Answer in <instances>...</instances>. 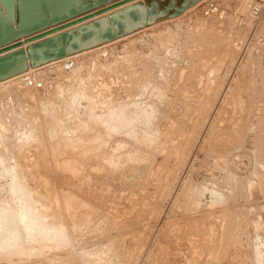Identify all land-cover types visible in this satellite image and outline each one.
Returning a JSON list of instances; mask_svg holds the SVG:
<instances>
[{
    "label": "rangeland",
    "instance_id": "rangeland-1",
    "mask_svg": "<svg viewBox=\"0 0 264 264\" xmlns=\"http://www.w3.org/2000/svg\"><path fill=\"white\" fill-rule=\"evenodd\" d=\"M153 25L0 80V220L30 212L0 264H264V0H203ZM122 108L150 116L134 136L112 130Z\"/></svg>",
    "mask_w": 264,
    "mask_h": 264
},
{
    "label": "bare ground",
    "instance_id": "bare-ground-1",
    "mask_svg": "<svg viewBox=\"0 0 264 264\" xmlns=\"http://www.w3.org/2000/svg\"><path fill=\"white\" fill-rule=\"evenodd\" d=\"M203 0H0V40L6 39L7 36L9 35H15V33H18L20 28L22 29H34V28H42L46 25L47 22L50 21H54V20H61L67 17H71L77 13L86 11L88 9H91L93 7L96 6H100L106 2H109L110 4L107 5V8L103 9L101 11V13L96 12L95 14H93V16H91L90 18H87L86 20H83L81 22H78L76 24L71 25L70 27L54 33L52 35H49L47 37H44L42 39H40L39 41H36L30 45H26L24 47H20V48H16V49H12L10 51H7L5 53H2L0 55V80L1 79H9V77H14L16 75L22 74L26 71L29 70V68L32 67H36L39 66V62L45 61L47 60L49 57H51V55H57V53L63 51L65 57L74 55V50L77 49L78 51H82L85 49H90V48H94L99 46L100 44L106 42L109 38L113 37V36H117L120 34H129L132 33L134 31L143 29V28H148V26H151L153 24L159 23V21H163L166 19H173V18H177L179 16H181L183 13H185L186 11H188L189 9H191L192 7L196 6L198 3H200ZM119 3V4H117ZM116 4V5H115ZM13 11H15V16L13 15ZM184 16V15H183ZM170 22V21H169ZM171 23V22H170ZM173 23V22H172ZM19 24H21V27L19 28ZM166 24V23H165ZM162 24H160L161 26ZM154 26V25H153ZM169 28V27H168ZM161 29V28H160ZM166 30V29H165ZM29 31V30H28ZM150 31V30H149ZM148 32V31H147ZM158 33V32H157ZM163 34V33H162ZM154 36V35H153ZM163 36V35H162ZM166 36V35H165ZM140 37V36H139ZM141 38V37H140ZM157 39V38H156ZM138 43V42H136ZM39 44L38 47H36L35 45ZM111 44V43H110ZM109 45V44H108ZM112 45V44H111ZM134 45V44H133ZM130 46V45H129ZM108 47V46H107ZM106 47V48H107ZM128 47V46H127ZM98 48V47H97ZM103 48V47H102ZM102 50V49H101ZM123 50V49H122ZM124 52V51H123ZM47 53L49 56H46ZM128 53V52H127ZM98 55V54H97ZM64 57V58H65ZM107 56H105L106 58ZM74 58V57H73ZM94 58V57H93ZM104 59V58H103ZM84 60V59H83ZM52 61V60H51ZM90 61V60H89ZM49 62V61H48ZM45 62V63H48ZM71 63H73V61H70ZM91 62V61H90ZM56 63V62H55ZM62 63V62H61ZM90 64V63H89ZM88 64V65H89ZM104 64V63H103ZM78 65V64H77ZM91 65V64H90ZM55 66V65H54ZM99 66V65H98ZM82 67V66H81ZM84 67V66H83ZM82 67V68H83ZM59 68V67H58ZM72 68V67H71ZM81 68V69H82ZM60 69V68H59ZM86 70V69H85ZM90 70V69H89ZM88 70V71H89ZM92 70V69H91ZM42 71V70H41ZM57 73V72H56ZM73 73H76L75 70H73ZM41 74V73H40ZM69 75V73H68ZM66 76V75H65ZM70 76V75H69ZM81 76V75H80ZM46 77V76H45ZM63 77V76H62ZM91 78V77H90ZM84 79V78H83ZM89 79V78H88ZM16 80V79H15ZM54 80V79H53ZM74 80V79H73ZM91 80V79H90ZM89 80V81H90ZM40 81V79H39ZM83 81V80H82ZM41 82V81H40ZM84 82V81H83ZM91 83V82H90ZM84 84V83H83ZM82 84V85H83ZM14 85V84H13ZM81 85V86H82ZM15 86V85H14ZM19 86V85H18ZM20 86H22L20 84ZM79 86V84H78ZM84 86V85H83ZM87 87V86H85ZM80 88V87H79ZM16 89V88H15ZM67 89V88H65ZM85 91L87 90V88H83ZM10 91V90H9ZM93 91V90H91ZM14 92V91H13ZM16 92V90H15ZM76 92V91H75ZM6 93V92H5ZM11 93V92H9ZM3 94V93H1ZM16 94V93H15ZM86 94H89V92H87ZM92 94V93H91ZM6 95V94H4ZM80 95V94H79ZM96 95V94H95ZM2 96V95H1ZM9 96V95H8ZM73 96V95H72ZM87 96H91L86 95ZM7 97V96H5ZM15 97V96H14ZM93 97V95H92ZM73 98V97H72ZM94 98V97H93ZM3 99V98H2ZM6 99V98H5ZM15 99V98H14ZM74 99V98H73ZM90 99V98H89ZM92 99V98H91ZM87 101L91 102V100H88L87 97ZM75 102V101H74ZM94 102V100H93ZM73 103V102H72ZM48 104V103H47ZM89 103H87L88 106ZM94 104V103H93ZM92 104V105H93ZM138 104V103H137ZM48 106V105H47ZM77 106V105H76ZM1 107V105H0ZM6 107V106H5ZM45 107V106H44ZM89 107V106H88ZM93 107V106H92ZM109 108V107H108ZM11 109V108H10ZM71 109V108H70ZM79 109V108H77ZM87 109V108H86ZM90 109V107L88 108V110ZM119 109V108H118ZM117 112H120L118 111ZM121 109V108H120ZM123 110L120 113H115L116 115L114 116H109V118L107 117L108 115H106V120L111 118V122H114V124L111 126L112 130L114 129L115 132H121V131H125L126 133L128 132L129 134L131 133V135L134 136L135 134V130H134V123L135 121H140L141 118H149V114L146 111H142V112H138V113H126L125 109L122 108ZM128 109V108H127ZM126 109V110H127ZM13 110V109H12ZM85 110V109H84ZM15 111V110H14ZM40 111V110H39ZM83 111V110H82ZM92 111V110H91ZM90 111V112H91ZM111 111V110H109ZM75 112V111H74ZM85 112V111H84ZM89 112V111H88ZM87 112V113H88ZM113 113V111H111ZM149 112V111H148ZM16 113V112H15ZM55 113V112H54ZM51 114V113H50ZM75 114V113H74ZM79 114V113H78ZM94 115H97L95 113H91ZM108 114V112H107ZM71 115V113H70ZM73 115V114H72ZM57 116V115H56ZM66 116V115H65ZM64 116V117H65ZM69 116V115H68ZM84 116V115H83ZM99 116V115H98ZM54 117V116H53ZM67 117V116H66ZM77 117V116H76ZM92 117V115L90 116ZM89 117V118H90ZM97 117V116H96ZM100 117V116H99ZM98 117V118H99ZM18 118V116H17ZM69 118V117H68ZM87 118V119H89ZM97 118V120H98ZM33 119V118H32ZM59 119V117H58ZM79 119V118H78ZM92 119V118H91ZM103 119V118H102ZM144 119V120H145ZM90 120V119H89ZM93 120V119H92ZM91 122H94L95 120H93ZM100 120V119H99ZM105 120V118H104ZM148 120V119H147ZM10 121V120H9ZM81 121V120H80ZM84 121V120H82ZM81 121V122H82ZM88 121V120H86ZM102 121V120H101ZM108 121V120H107ZM59 122V121H58ZM90 122V123H91ZM61 123V122H60ZM83 123V122H82ZM89 123V122H88ZM101 123V122H100ZM103 123H105V125L109 124L106 121ZM107 123V124H106ZM141 124V122H139ZM143 123V122H142ZM84 124L85 121H84ZM83 124V125H84ZM99 124V123H98ZM102 124V123H101ZM138 125V123H136ZM139 124V125H140ZM7 125V124H6ZM76 125V124H75ZM82 125V124H80ZM89 125H93L92 123ZM104 124H102L103 126ZM110 125V124H109ZM133 125V126H132ZM78 126V125H77ZM85 126V125H84ZM95 126V125H94ZM93 126V127H94ZM97 126V125H96ZM99 126V125H98ZM108 126V125H107ZM105 126V128L107 127ZM130 126L133 127L130 129ZM58 127V126H57ZM56 127V128H57ZM62 127V126H60ZM64 127V126H63ZM66 127V124H65ZM76 127V126H75ZM79 127V126H78ZM81 127V126H80ZM90 127V126H89ZM92 127V128H93ZM104 127V126H103ZM102 127V128H103ZM110 127V126H109ZM105 129L104 133H108V130L111 129ZM33 128V127H32ZM87 128V124L86 127ZM84 128V129H85ZM96 128V127H95ZM94 128V129H95ZM101 128V129H102ZM136 128V127H135ZM10 129V128H9ZM25 129H28L27 126ZM24 129V130H25ZM30 129V128H29ZM28 129V130H29ZM60 129V128H59ZM62 129V128H61ZM83 129V128H82ZM83 129V130H84ZM91 129V128H90ZM55 130V129H54ZM88 130V129H86ZM98 130V129H97ZM104 130V129H103ZM111 130V131H112ZM31 131V129H30ZM33 131V130H32ZM59 131V130H58ZM67 131V130H66ZM73 131V130H72ZM81 131V130H80ZM94 131V130H93ZM113 131V132H114ZM16 132V130H15ZM19 132V130H18ZM26 132V130H25ZM51 133V131H49ZM63 132V131H62ZM89 132V131H88ZM95 132V131H94ZM99 132V131H98ZM134 132V134H133ZM21 133V132H20ZM66 133V132H65ZM125 133V134H126ZM19 134V133H18ZM30 134V132L28 133ZM33 134V133H32ZM31 134V137H32ZM64 134V133H63ZM91 134V133H90ZM99 134V133H96ZM112 134V132H111ZM118 134V133H117ZM4 136V135H3ZM26 136V135H24ZM23 136V137H24ZM28 136V135H27ZM26 136V137H27ZM34 136V135H33ZM55 136V133H54ZM97 136V135H96ZM113 136V134H112ZM5 137V136H4ZM21 136H18V139ZM30 137V135L28 136ZM37 137V136H36ZM110 137V136H109ZM17 138V137H16ZM55 138V137H54ZM62 138V137H61ZM76 138V137H75ZM74 138V139H75ZM93 138V137H92ZM96 138V137H94ZM99 137H97L98 139ZM8 139V138H7ZM22 139V138H21ZM28 139V138H27ZM32 139V138H31ZM56 139V138H55ZM72 139V140H74ZM30 140V139H29ZM37 140V139H36ZM71 140V141H72ZM76 140V139H75ZM94 140H90L94 143ZM100 140V139H99ZM104 139H102L103 141ZM28 141V140H27ZM33 141V139H32ZM80 142V144L78 143V145H82L81 141L78 140ZM83 141V139H82ZM85 141V140H84ZM108 141V140H107ZM4 142V141H3ZM14 142V141H13ZM12 142V143H13ZM22 142V141H21ZM26 142V141H25ZM56 142V141H55ZM75 142V141H73ZM72 142V143H73ZM77 142V141H76ZM89 142V139L88 141ZM2 143V142H1ZM15 143V142H14ZM71 143V144H72ZM84 143V142H83ZM101 143V142H99ZM20 144V142L18 143ZM22 144V143H21ZM55 144V143H54ZM87 144V143H86ZM91 144V143H90ZM89 144V146H90ZM16 145V143H15ZM52 145V144H51ZM56 145V144H55ZM54 145V147H55ZM77 144L75 143L74 146H76ZM77 145V146H78ZM100 145V144H99ZM104 145V142H103ZM72 148H74L73 145H71ZM78 146V147H79ZM84 146V145H83ZM86 146V145H85ZM105 146V145H104ZM65 147V146H64ZM68 147V145H67ZM98 147V146H97ZM14 148V147H13ZM16 148V146H15ZM14 148V150H15ZM18 148V147H17ZM57 148V147H56ZM59 148V147H58ZM57 148V149H58ZM69 148V147H68ZM104 148V147H103ZM64 149V148H63ZM70 149V148H69ZM80 149V148H79ZM89 149V147H88ZM87 149V150H88ZM98 149V148H96ZM95 149V150H96ZM105 149V148H104ZM62 150V149H61ZM60 150V151H61ZM71 150V149H70ZM73 150V149H72ZM74 150H76L74 148ZM16 151V150H15ZM14 151V152H15ZM54 151V150H53ZM56 151V150H55ZM59 151V152H60ZM69 152V150H67ZM80 151V150H79ZM97 151V150H96ZM94 151V152H96ZM58 152V153H59ZM66 152V151H65ZM66 152V153H68ZM74 152V151H73ZM90 152V151H88ZM93 152V151H92ZM100 152V151H99ZM13 153V151H12ZM11 153V154H12ZM8 154V153H7ZM57 154V153H56ZM55 154V155H56ZM61 154V153H60ZM70 154V153H69ZM81 154V152H80ZM89 155V154H88ZM104 155V154H103ZM14 156V155H13ZM63 156V155H62ZM59 157V156H58ZM87 157V156H86ZM3 159V158H2ZM64 160V159H63ZM69 160V159H67ZM74 160V159H73ZM81 161V160H80ZM3 161H1L2 163ZM69 162V161H68ZM77 162V161H76ZM61 163V162H59ZM72 163V162H71ZM74 164V163H73ZM77 164V163H76ZM71 165V164H69ZM75 165V164H74ZM1 166V165H0ZM3 166V165H2ZM16 166V165H15ZM14 167V166H13ZM66 167V165H65ZM74 167V166H73ZM16 168V167H15ZM3 169V168H2ZM11 169V168H10ZM9 169V170H10ZM71 169V168H70ZM69 169V170H70ZM5 170V168L3 169V171ZM75 170V169H74ZM77 170V169H76ZM14 171V169H13ZM71 171V170H70ZM5 172V171H4ZM3 173V172H2ZM9 173V172H8ZM10 174V173H9ZM4 175V174H3ZM2 175V176H3ZM6 175V174H5ZM1 176V177H2ZM10 179V178H9ZM12 179V178H11ZM14 179V178H13ZM16 181V179H15ZM14 181V182H15ZM13 183V180H12ZM11 183V184H12ZM23 183V182H22ZM14 185H18L17 183ZM12 184L11 187L14 186ZM14 186V187H16ZM23 186V185H22ZM21 186V187H22ZM1 187V186H0ZM13 187L12 190H15ZM21 187H17V188H21ZM2 190V189H1ZM17 190V189H16ZM13 191L14 193L16 192ZM19 191V189H18ZM11 192V194L13 193ZM20 192V191H19ZM29 192V190H28ZM14 193H13V197H14ZM17 193V192H16ZM27 193V192H26ZM30 194V193H29ZM28 195V194H27ZM12 197V198H13ZM26 198V196H25ZM20 199V198H17ZM16 199V200H17ZM28 199V197H27ZM26 199V200H27ZM11 200V199H10ZM24 200V199H23ZM23 200L21 202H23ZM30 200V198H29ZM8 201V200H7ZM14 201V200H13ZM31 201V200H30ZM3 202V201H2ZM1 202V203H2ZM18 202V201H17ZM25 202V201H24ZM23 202V203H24ZM29 202V201H28ZM65 202V201H64ZM14 202H11V204ZM8 204V203H7ZM18 204V203H17ZM25 204V203H24ZM68 204V203H67ZM16 205V203H15ZM23 205V204H22ZM4 206V205H3ZM9 206V205H7ZM12 206V205H11ZM26 206V205H24ZM22 206V207H24ZM72 206V205H71ZM1 207V206H0ZM31 207V206H30ZM4 208V207H3ZM3 208H0V210H2ZM11 208V207H10ZM13 208V207H12ZM21 208V206H20ZM18 208V209H20ZM25 208V207H24ZM24 208L22 210H24ZM33 208V207H31ZM30 208V209H31ZM67 208V207H66ZM71 208V207H70ZM8 209V208H7ZM17 209V208H15ZM17 209V210H18ZM27 209V206L25 208V210ZM9 210V209H8ZM5 209L3 210V214ZM11 211V210H10ZM10 211H6V212H10ZM14 211V210H12ZM11 211V212H12ZM2 212V211H1ZM0 212V213H1ZM30 213V212H29ZM28 213V214H29ZM2 214V213H1ZM10 214V213H8ZM7 214V215H8ZM12 214V213H11ZM27 214V210L26 211H21V209L19 211L15 210V213H13V217L15 218V221H5L2 223V221L0 222V224H3V227L6 226V228H3L1 226V228L3 229V232H1L0 234V249L1 250H5L6 249V244L8 245L9 241H16L17 239L19 240V233H24L26 234V231L28 232V230H26V224L27 222L23 223V220L25 221V219H27L28 217ZM31 215V214H30ZM2 216V215H0ZM6 216V214H5ZM9 216V215H8ZM33 216V215H32ZM43 216V215H42ZM7 217V216H6ZM11 217V216H10ZM31 217V216H29ZM12 218V217H11ZM36 218V217H35ZM40 218V217H39ZM38 218V219H39ZM86 218V217H85ZM84 218V219H85ZM0 219H2V217H0ZM4 219V218H3ZM13 219V218H12ZM30 219V218H29ZM87 219V218H86ZM34 218L31 219V222H33ZM41 220V219H40ZM36 221V220H35ZM34 221V222H35ZM6 222V223H5ZM33 222V223H34ZM88 222V221H87ZM1 224V225H2ZM6 224V225H5ZM30 224V223H29ZM27 224V228L31 225ZM88 224V223H87ZM36 225V224H34ZM43 225V224H42ZM37 226V225H36ZM35 226V227H36ZM46 226V225H44ZM40 227V226H38ZM38 227L36 229H38ZM42 227V226H41ZM40 227V228H41ZM48 227V226H47ZM50 227V226H49ZM53 227V226H52ZM61 227V226H59ZM39 228V229H40ZM56 228V227H54ZM1 229V231H2ZM5 229V230H4ZM29 229V228H28ZM33 230V227L31 228ZM34 229V230H36ZM46 229V227H45ZM50 229V228H49ZM49 229H46V231L48 230L47 233L51 234L52 231H49ZM52 229V228H51ZM50 229V230H51ZM62 229V228H60ZM59 229V230H60ZM64 229V228H63ZM29 231V232H32ZM58 230V231H59ZM38 232V230H36ZM40 232L42 230H39ZM56 231V230H55ZM54 231V232H55ZM44 232V231H43ZM61 232V231H60ZM63 232V231H62ZM61 232V233H62ZM33 233V232H32ZM60 233V234H61ZM42 234V233H40ZM39 234V235H40ZM46 234V233H44ZM42 234V235H44ZM58 234V235H60ZM29 235V234H28ZM38 235V236H39ZM53 235V233L51 234ZM48 236V237H51ZM58 235H56L58 237ZM32 236V235H31ZM46 236V235H45ZM46 236V237H47ZM55 236V237H56ZM27 237V236H26ZM36 237V236H35ZM54 237V235H53ZM52 237V238H53ZM33 238V237H31ZM49 239V238H48ZM54 239V238H53ZM57 239V238H56ZM9 240V241H8ZM35 240V239H34ZM51 240V239H50ZM20 241V240H19ZM30 241V240H29ZM8 242V243H7ZM11 244V243H10ZM9 244V245H10ZM13 245V244H11ZM20 246V244L18 245V247ZM83 246V245H82ZM105 246V245H104ZM11 247V246H10ZM14 247V246H13ZM17 247V248H18ZM259 248V247H258ZM9 249H13L12 247ZM8 250V249H7ZM6 251V250H5ZM12 251V250H11ZM93 251V250H92ZM4 251L0 252V256L3 257L5 256ZM13 252V251H12ZM10 253V251H9ZM8 253V254H9ZM91 253V252H90ZM257 253V252H256ZM7 254V253H6ZM11 254V253H10ZM83 254V253H82ZM88 254V252H87ZM261 254V252H260ZM27 255V254H26ZM259 255V254H258ZM86 256V255H84ZM90 256V255H89ZM92 256V255H91ZM7 257V256H6ZM260 257V256H259ZM46 259V258H45ZM85 259V258H84ZM257 259V257H256ZM259 259V258H258ZM259 261V260H258ZM24 262V261H23Z\"/></svg>",
    "mask_w": 264,
    "mask_h": 264
},
{
    "label": "water",
    "instance_id": "water-1",
    "mask_svg": "<svg viewBox=\"0 0 264 264\" xmlns=\"http://www.w3.org/2000/svg\"><path fill=\"white\" fill-rule=\"evenodd\" d=\"M117 4H119V3H117ZM116 5V4H115ZM92 9V8H91ZM89 10V9H88ZM84 12V11H83ZM80 13H82V12H80ZM80 13H77V14H75V15H78V14H80ZM15 11H13V15L15 16ZM75 15H73V16H75ZM72 17V16H71ZM68 18H70V16L69 17H67V18H64V19H61V20H54V21H50V22H47L46 23V25L44 26V27H46L48 24H52V23H55V22H60V21H63V20H66V19H68ZM71 25H69L68 27H70ZM21 27V24H19V28ZM44 27H42V28H44ZM42 28H34V29H21L20 28V30H19V32L18 33H15V35L13 34H11V35H9V36H7V38L6 39H3V40H0V49L2 48V47H5V46H7V45H9L8 47H6V48H4L3 50H1L0 51V55L2 54V53H5V52H7V51H10V50H12V49H16V48H20L21 47V44L19 43V44H13V41L14 40H16V38L17 37H19L20 35H28V34H30V33H32V32H36V31H38V30H40V29H42ZM65 28H67V26L65 27ZM64 28V29H65ZM29 30V31H28ZM120 35H123V34H120ZM120 35H117V36H120ZM125 35V34H124ZM117 36H113V37H111V38H109L108 40H111V39H113V38H115V37H117ZM107 40V41H108ZM106 41V42H107ZM11 44H13V45H11ZM36 47H38L39 46V44H37V45H35ZM78 50L77 49H75L74 50V52H77ZM46 54V56H49L47 53H45ZM63 57H65V55H64V52L63 51H61V52H59V53H57V55H51V57H49L47 60H45V61H42V62H39L38 64L39 65H41V64H44L45 62H48V61H51V60H56V59H60V58H63ZM1 61V60H0ZM2 80V79H1Z\"/></svg>",
    "mask_w": 264,
    "mask_h": 264
}]
</instances>
